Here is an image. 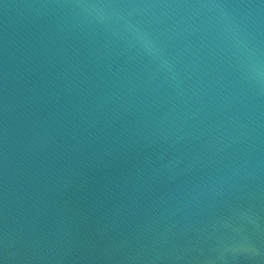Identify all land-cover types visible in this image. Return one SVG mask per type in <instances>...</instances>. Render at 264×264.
Wrapping results in <instances>:
<instances>
[{
	"label": "water",
	"instance_id": "water-1",
	"mask_svg": "<svg viewBox=\"0 0 264 264\" xmlns=\"http://www.w3.org/2000/svg\"><path fill=\"white\" fill-rule=\"evenodd\" d=\"M0 264H264V0H0Z\"/></svg>",
	"mask_w": 264,
	"mask_h": 264
}]
</instances>
